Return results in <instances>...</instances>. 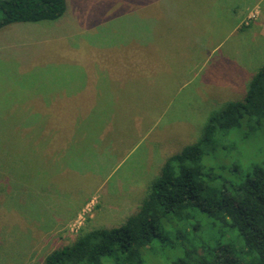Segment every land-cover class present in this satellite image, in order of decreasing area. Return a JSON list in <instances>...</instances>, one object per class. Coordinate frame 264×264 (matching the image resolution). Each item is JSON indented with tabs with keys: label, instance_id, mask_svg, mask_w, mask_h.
Listing matches in <instances>:
<instances>
[{
	"label": "rangeland",
	"instance_id": "374dc122",
	"mask_svg": "<svg viewBox=\"0 0 264 264\" xmlns=\"http://www.w3.org/2000/svg\"><path fill=\"white\" fill-rule=\"evenodd\" d=\"M213 1L180 0L185 11L203 7L190 29L179 8L165 12L155 37L195 41L175 48L181 62L155 71L144 58L158 46L137 44V31L125 29L130 15L104 23L131 0H65L59 18L0 28V264H42L87 230L123 222L164 160L201 135L207 115L243 98L264 64V0H227L235 18L243 14L235 29L224 0ZM117 73L132 75L139 94L114 89ZM244 120L229 134L233 147L204 149L203 163L229 181L233 164L244 171L264 158V122L249 133ZM174 257L157 250L147 264Z\"/></svg>",
	"mask_w": 264,
	"mask_h": 264
},
{
	"label": "trees",
	"instance_id": "16d2710c",
	"mask_svg": "<svg viewBox=\"0 0 264 264\" xmlns=\"http://www.w3.org/2000/svg\"><path fill=\"white\" fill-rule=\"evenodd\" d=\"M64 10L65 0H0V28L54 20ZM242 119L249 133L264 122V64L241 100L207 115L201 135L164 160L134 213L52 249L42 264H147L150 252L168 248L175 257L164 264H264V158L244 171L233 164L230 181L203 163L206 147H233L229 134Z\"/></svg>",
	"mask_w": 264,
	"mask_h": 264
},
{
	"label": "crops",
	"instance_id": "0c3cea01",
	"mask_svg": "<svg viewBox=\"0 0 264 264\" xmlns=\"http://www.w3.org/2000/svg\"><path fill=\"white\" fill-rule=\"evenodd\" d=\"M215 1L217 2V0H214L212 3L215 4ZM126 3L130 5L129 1ZM188 3L192 5L191 2H188ZM188 3L186 5H189ZM229 4H231V2L224 0V2L222 3V6L228 14H232L233 5H229ZM128 5L127 7H125V9L121 13L113 15L112 18L104 19L105 20L104 23H106L107 21L111 19L119 17V15L120 16L130 15V17L128 18V22L125 25V29L137 31V34H138L136 38L137 44L139 46H152L154 44L158 46V49L157 48L152 49L151 47H149V54H150L151 61L149 60V56H146L144 58L145 60L144 62L148 63L147 69H150L153 67L155 71L158 68H169V63L181 62L182 58L179 57V54L174 53L176 51L175 48L180 45L184 46L187 42L191 44L195 40L188 38L187 40L173 41V40L166 38L165 35H162V38L155 37L156 35L154 34L153 31L163 30L164 28L167 27L166 26L167 22L165 20L168 15H166L165 12H170L174 10V8H179L177 11V15H181L183 17V20L185 21V27L187 29H190L192 27L190 23L191 13L196 11V9L201 10L203 7L197 5L194 11H185L180 8V0H131V7H129ZM245 11L247 14V12L249 11V8L245 7ZM238 12H239V9L237 11H234L232 14L233 29H235L237 24L241 23L243 19V18H240V15L242 13L236 18L234 17ZM133 18H139V21H133ZM196 50H199V46L196 47ZM194 62L196 61L193 60L192 58L189 63H194ZM149 64L151 65L150 68H149ZM154 71L152 73L149 72L148 75L154 74L155 73ZM109 75L110 73H108L106 80L103 81V85L108 83ZM127 77H130V81H127L126 79H124ZM155 77H156L158 84L161 85L163 83L162 77H157L156 75ZM132 78H133L132 75L129 76V75L117 73V75L114 78L115 79L114 89L118 87L119 91L123 95L124 94L126 95L139 94L138 90L139 88H141V86L139 85L138 82L135 83L134 81H132ZM158 79H161V80H158ZM101 82L102 81L98 80V84ZM149 83H150L149 88H151L150 79H149ZM91 94H93V92H91ZM169 101H170V98L167 99L165 106L167 105ZM168 105H170V102L168 103ZM62 108H66V106ZM147 111H149V109ZM138 124L139 123H137V121L133 122L131 124V128L132 129L136 128ZM136 135L139 136L140 133L137 132ZM130 142H133V140H131Z\"/></svg>",
	"mask_w": 264,
	"mask_h": 264
}]
</instances>
